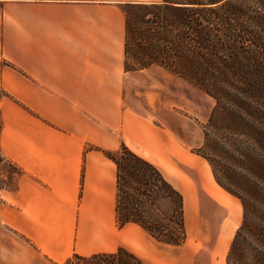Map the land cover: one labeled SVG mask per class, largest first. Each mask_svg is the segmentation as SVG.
Returning <instances> with one entry per match:
<instances>
[{"label": "crops", "instance_id": "obj_1", "mask_svg": "<svg viewBox=\"0 0 264 264\" xmlns=\"http://www.w3.org/2000/svg\"><path fill=\"white\" fill-rule=\"evenodd\" d=\"M160 1L0 0L4 56L17 69L0 71V89L19 102L17 135L6 140L23 170L13 190L0 192V224L8 230L2 264H37L44 256L64 264L74 254L127 247L112 245L122 236L116 165L84 146L106 147L107 131L119 130L130 149L170 148L169 135L124 108L128 79L150 69L125 70L124 5Z\"/></svg>", "mask_w": 264, "mask_h": 264}, {"label": "trees", "instance_id": "obj_2", "mask_svg": "<svg viewBox=\"0 0 264 264\" xmlns=\"http://www.w3.org/2000/svg\"><path fill=\"white\" fill-rule=\"evenodd\" d=\"M124 12L126 72L158 66L216 100L201 155L243 206L227 264H264V0H161L128 3ZM105 155L117 169L120 227L136 224L158 242L184 244L183 197L161 169L124 143ZM74 260L147 264L123 247L75 254L68 264Z\"/></svg>", "mask_w": 264, "mask_h": 264}, {"label": "rangeland", "instance_id": "obj_3", "mask_svg": "<svg viewBox=\"0 0 264 264\" xmlns=\"http://www.w3.org/2000/svg\"><path fill=\"white\" fill-rule=\"evenodd\" d=\"M2 38L0 34V71H17L4 56ZM251 61L252 58L250 64ZM127 83L124 108L130 109L170 137V148L164 152L160 149L162 146L152 143L147 148L138 143L131 150L160 168L181 193L187 239L181 246H170L158 242L136 224L120 227L116 216V228L122 236L113 240V247L124 244L127 247H121L139 256L147 264H227L229 249L242 223L243 206L238 198L220 187L210 164L201 155L216 100L204 90L158 66L129 78ZM18 111L19 102L8 91L0 89V192L3 189L13 190L15 180L23 173L17 149H14L12 142L11 148L6 140L7 133L17 135ZM106 136V147L91 144L84 146V150L101 151L106 157L105 152L114 155L120 151L123 143L126 144L119 130H108ZM252 144L254 142L250 138L249 147ZM79 176L74 188L76 220L83 203L84 169ZM248 177L252 179L251 172ZM161 206L167 208L165 202ZM7 237L8 230L0 224V250L5 247L4 238ZM93 254L79 255L89 257ZM70 258L64 264H68ZM39 261L37 264L50 263L45 256ZM73 264L83 262L74 260Z\"/></svg>", "mask_w": 264, "mask_h": 264}]
</instances>
